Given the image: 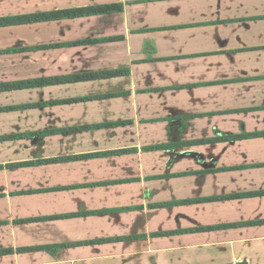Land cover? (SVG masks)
<instances>
[{
	"label": "crops",
	"instance_id": "crops-1",
	"mask_svg": "<svg viewBox=\"0 0 264 264\" xmlns=\"http://www.w3.org/2000/svg\"><path fill=\"white\" fill-rule=\"evenodd\" d=\"M0 264H264V0H0Z\"/></svg>",
	"mask_w": 264,
	"mask_h": 264
}]
</instances>
